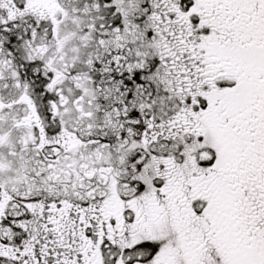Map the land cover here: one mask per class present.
Wrapping results in <instances>:
<instances>
[{
    "label": "snow or ice",
    "instance_id": "1",
    "mask_svg": "<svg viewBox=\"0 0 264 264\" xmlns=\"http://www.w3.org/2000/svg\"><path fill=\"white\" fill-rule=\"evenodd\" d=\"M0 264H264V0H0Z\"/></svg>",
    "mask_w": 264,
    "mask_h": 264
}]
</instances>
